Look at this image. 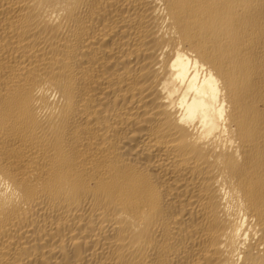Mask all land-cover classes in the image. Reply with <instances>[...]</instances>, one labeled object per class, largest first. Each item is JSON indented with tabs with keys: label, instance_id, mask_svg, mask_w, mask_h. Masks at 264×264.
<instances>
[{
	"label": "bare ground",
	"instance_id": "6f19581e",
	"mask_svg": "<svg viewBox=\"0 0 264 264\" xmlns=\"http://www.w3.org/2000/svg\"><path fill=\"white\" fill-rule=\"evenodd\" d=\"M0 264H264V0H0Z\"/></svg>",
	"mask_w": 264,
	"mask_h": 264
}]
</instances>
